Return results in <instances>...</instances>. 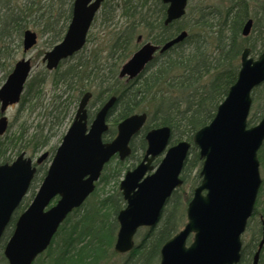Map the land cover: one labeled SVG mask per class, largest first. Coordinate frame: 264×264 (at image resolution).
I'll return each instance as SVG.
<instances>
[{"label":"trees","instance_id":"16d2710c","mask_svg":"<svg viewBox=\"0 0 264 264\" xmlns=\"http://www.w3.org/2000/svg\"><path fill=\"white\" fill-rule=\"evenodd\" d=\"M74 1L0 0L1 81L12 69L9 61L14 37L21 41L24 31L33 27L41 35H48L47 44L53 47L67 31ZM236 2L237 8L233 11L231 8L218 9L198 0L181 20L165 24L167 4L162 0H118L116 4L105 0L100 10L101 22L107 29L112 27L110 23L114 21L117 10H121L126 20L123 26L106 31L110 42L107 55L103 56L102 51L96 49L86 54L84 47L76 56L63 60L54 71L44 67L31 75L21 97V108L36 110L45 86L50 82L53 88L51 116L32 131L22 128L1 136L0 163L12 161L13 154L19 155L22 151L35 155L49 148V154L42 163L36 164L37 171L28 193L6 227L0 247L4 249L18 217L29 206L47 173L57 148L56 145L50 148L52 138L64 121H71L82 96L91 91L89 123L111 96L117 97L107 116L109 129L104 134L105 141L113 139L118 123L135 112H146L147 122L132 139L130 156L121 160L116 155L105 165L94 192L68 215L48 249L33 264H110L118 256L121 258L119 264H159L162 246L186 223V206L193 196L195 185L202 180L200 169L203 159L198 147L191 146L181 175L185 184L191 178L193 169L199 166L190 190L186 191L183 186L177 188L167 200L159 222L152 227L140 228L139 231L144 230V233L127 253H118L114 249L119 229L117 215L126 206V200L119 189L105 196L100 194V189L111 178L120 176L129 168L128 161L137 159V149H146L148 130L167 125L172 129L171 143L183 139L193 143L195 133L213 120L218 106L238 78L244 49L250 46L253 56L264 49L257 50L256 42L258 44L261 39L251 41L249 36H243V26L252 14L245 0ZM258 8L252 11L256 28L259 23L257 15L264 18V5L259 4ZM185 29H189V33L184 41L164 53H157L137 77L129 81L119 77L122 64L140 46L136 40L139 33L146 31L148 39L164 43ZM260 35L263 38L264 22ZM252 95L253 104L257 106L249 116V126L258 123L264 114V83L256 87ZM139 136L140 146L137 147L135 140ZM258 155L264 172V144ZM263 189L264 178L260 192ZM261 217H264V207L260 209L259 196L247 227L252 231V240L243 247L238 264H249L253 259L261 238ZM2 256L6 259L4 252ZM263 258L264 249L261 261Z\"/></svg>","mask_w":264,"mask_h":264},{"label":"water","instance_id":"95a60500","mask_svg":"<svg viewBox=\"0 0 264 264\" xmlns=\"http://www.w3.org/2000/svg\"><path fill=\"white\" fill-rule=\"evenodd\" d=\"M105 0H75L72 18L61 42L46 51L42 61L52 71L86 45L92 23ZM167 4L165 24L182 19L189 0H162ZM249 18L243 35L251 33ZM188 36L182 30L164 43L144 42L121 66L119 77L131 80L143 72L157 52L164 53ZM142 40L139 35L138 41ZM38 43L36 31L23 34L25 52ZM33 70L29 57L18 60L0 87V136L9 128L8 108L20 102ZM264 83V50L251 56L246 47L236 82L218 106L213 120L193 137L203 159L201 183L195 187L187 206V222L160 251L159 264H238L244 247L243 234L252 217L263 182L259 150L264 143V115L249 126L253 90ZM93 96L87 91L81 98L74 119L64 134L40 188L31 204L20 214L4 248L8 264H32L51 244L68 215L94 192L105 165L118 155L125 160L132 152L131 141L148 119L146 112H135L117 125V134L109 141L107 116L117 100L111 96L89 123L88 104ZM171 127L164 125L147 131V149L143 159L125 173L120 190L126 200L117 219L114 249L125 253L135 246L140 227L156 225L167 200L182 186L181 177L192 143L183 139L170 145ZM165 152L157 166L155 159ZM48 152L36 160L22 151L13 161L0 163V241L14 211L26 196ZM192 241L189 242V238ZM262 236L249 264H261Z\"/></svg>","mask_w":264,"mask_h":264},{"label":"rangeland","instance_id":"374dc122","mask_svg":"<svg viewBox=\"0 0 264 264\" xmlns=\"http://www.w3.org/2000/svg\"><path fill=\"white\" fill-rule=\"evenodd\" d=\"M41 1H42V3H46L49 0H41ZM112 1H114L113 4H116L118 0H112ZM197 1L198 0H190L188 10H190V8H191L190 6H193ZM203 1H204V3L209 4V5H213L215 8H218V9L226 10L227 8L228 9L231 8V10L234 11L237 8L236 0H203ZM245 1L247 3H249L248 7L250 9V13L252 14L248 17V19L249 18L253 19V21L255 23V16H254L255 14L252 11H253V9L255 11L258 10L259 4L264 5V0H245ZM257 16H258L257 19L259 21L258 26H257V28L253 26L249 37H250L251 41H254L256 39L262 40V41H258V44L256 42L257 50H260V49L264 48L263 47L264 46V36H263V38L260 37L261 36L260 35L261 26H262V23L264 22V18H260L262 16L261 15L259 16V14ZM102 22H101V10H100L97 14L96 19L94 20V22L92 24L90 31H89V35H88L89 40H87V43H86L85 48H84L86 54H89L90 52L95 51V49H96L98 51L99 50L102 51V55L106 56L108 53V45H110V42H108L109 41V35H108V32H106V31H110L111 29H114L115 27L123 26L126 23V20L124 17H122L121 10H117V13L114 17V21L112 23H110V24H112L111 28L107 29V26L102 24ZM30 29L37 32L38 43L36 44V46L33 49L29 50L28 52H25L24 48H23V38L21 39V41H18V38L14 37V39L11 42V58H10L9 63H11V68L13 69L15 63L18 60H20L23 57H29L31 59L32 65H33V70L31 72V75H33V74L37 73L38 71H40L41 69H43L44 67L46 68L45 63L42 61V59H43L45 52L48 50H51L53 47H51L47 44L48 39H49L48 35H41L39 30L36 28L32 27ZM185 30H187V29H185ZM66 32H65V34H66ZM262 32H263V30H262ZM138 35H142L141 41H138V39H136L141 44L145 41H149V40L152 41V39L147 38L148 34L146 31H142ZM141 44H139V45H141ZM248 47H250V46H248ZM258 56L259 55H256V56L254 55L255 58H257ZM12 69H11V71H12ZM11 71H10V73H11ZM52 71H54V70H52ZM52 71H50V72H52ZM8 75H7V77H8ZM1 77H2V74L0 75V78ZM7 77L3 81L0 80V87L4 84ZM52 92H53V88H52L50 82H48L45 86L44 94H43V97L41 98V103L36 108V110H33V111L24 110L23 108H21L20 103H17V104L10 106L6 112V115L8 116L9 124H10V127H9L7 132L11 134L13 131L17 132L18 130H20L22 128L24 129V131H26V130L32 131L36 125H38L39 123H44L46 120H48L51 116L49 113V110H50L52 98H53ZM255 106H257V104H253V108H252L251 113H254V107ZM74 116L75 115H73L71 121H69L70 119H68L67 121H64V123L60 126V128H58L59 131H57V134H55V136L52 138V141L50 142L51 143L49 145L50 148L52 146H55V145L57 147L60 145L64 134L66 133L67 129L69 128V126L71 125V123L74 119ZM140 138L141 137L139 136L135 140V145L137 147L140 146L139 145L140 144ZM173 144L174 143H170L169 146L173 145ZM46 151L49 153V148H45L42 151L36 153L35 155H31L29 152H27V155H30L34 160H36L42 153H44ZM144 152H145V150H143V149H137L136 150V156H137L138 160L137 159L133 160V158H131L127 163L129 168L125 169L120 176H118L116 178L113 177L109 180V182L107 184L102 185V187L100 186L101 187L100 194L105 196V195L115 193V189L120 190V181L124 178L125 173L128 170L133 169L141 161L142 157L144 156ZM17 156H18L17 154H13V156H12L13 160ZM164 156H165V152L157 157L154 164L157 166L159 164V162L163 159ZM49 166H50V164H49ZM49 166H48V168H49ZM198 170H199V166H197L196 168L193 169V172L191 174V178L189 179V181L186 182L185 184L183 182L182 186L184 187V189L186 191L190 190L193 183L195 182V175H196ZM260 171H261L262 178H264V172H263L261 166H260ZM41 184H42V182L37 187L35 193H37ZM199 184L200 183H197L195 185V187H197ZM259 196H260V209H261L262 207H264V189L259 193ZM34 197L32 198L31 202L33 201ZM31 202L29 203V205L31 204ZM186 208H187V206H186ZM77 214H79V213H77ZM259 217H260V214L257 215V218H259ZM142 233H144V230L139 231V235L136 236V242L139 241V239L141 237L140 234H142ZM251 240H252V231L247 230L243 235L244 245L249 243ZM3 251H4L3 247H0V264H8V260L2 256ZM120 261H121V258L118 256V257L114 258L110 264H119ZM260 263L264 264V258L262 261L260 260Z\"/></svg>","mask_w":264,"mask_h":264},{"label":"flooded vegetation","instance_id":"af4514ba","mask_svg":"<svg viewBox=\"0 0 264 264\" xmlns=\"http://www.w3.org/2000/svg\"><path fill=\"white\" fill-rule=\"evenodd\" d=\"M167 10V9H166ZM264 50V49H263Z\"/></svg>","mask_w":264,"mask_h":264}]
</instances>
